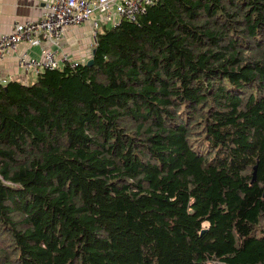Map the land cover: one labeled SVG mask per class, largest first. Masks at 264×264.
Listing matches in <instances>:
<instances>
[{"label":"trees","instance_id":"trees-1","mask_svg":"<svg viewBox=\"0 0 264 264\" xmlns=\"http://www.w3.org/2000/svg\"><path fill=\"white\" fill-rule=\"evenodd\" d=\"M93 50L0 86V264H264V0H160Z\"/></svg>","mask_w":264,"mask_h":264},{"label":"built area","instance_id":"built-area-1","mask_svg":"<svg viewBox=\"0 0 264 264\" xmlns=\"http://www.w3.org/2000/svg\"><path fill=\"white\" fill-rule=\"evenodd\" d=\"M160 0H52L36 19L14 23L11 32L0 35V64L8 52H15L21 44L29 48L49 46L41 58H33L24 52L17 58V67L35 77L45 70L75 68L87 60L76 61L68 54L57 57L55 50L65 33L86 24L91 31L94 47L101 29H113L122 21L137 23L138 17ZM1 80V69H0ZM1 86V85H0Z\"/></svg>","mask_w":264,"mask_h":264},{"label":"crops","instance_id":"crops-1","mask_svg":"<svg viewBox=\"0 0 264 264\" xmlns=\"http://www.w3.org/2000/svg\"><path fill=\"white\" fill-rule=\"evenodd\" d=\"M52 0H0V35L8 34L14 23L24 22L30 19L39 18L44 7L51 3ZM91 31L88 24L80 28H74L67 31L59 42L58 49L55 50L57 57L62 53L68 54L76 61L82 59L88 60L92 57L94 47L91 44ZM43 43L41 47L29 48L26 44H21L15 52H8L0 64L1 80L0 85L5 87L6 84L12 81H17L23 84H31L35 79L31 78V74L17 67V58L24 52L33 58H41L42 51L49 46ZM36 78V77H34Z\"/></svg>","mask_w":264,"mask_h":264},{"label":"water","instance_id":"water-1","mask_svg":"<svg viewBox=\"0 0 264 264\" xmlns=\"http://www.w3.org/2000/svg\"><path fill=\"white\" fill-rule=\"evenodd\" d=\"M95 50L92 51V54H94ZM93 64L92 58H89L86 62V66H91ZM256 173V168H254V173H253V181L255 180V174Z\"/></svg>","mask_w":264,"mask_h":264},{"label":"rangeland","instance_id":"rangeland-1","mask_svg":"<svg viewBox=\"0 0 264 264\" xmlns=\"http://www.w3.org/2000/svg\"><path fill=\"white\" fill-rule=\"evenodd\" d=\"M34 77H35V76H34L33 74H31V78L28 79V80H31V81H32L33 79H35ZM28 84H30V83L28 82ZM28 84H27V85H28Z\"/></svg>","mask_w":264,"mask_h":264}]
</instances>
